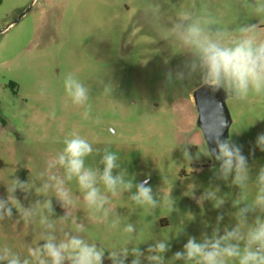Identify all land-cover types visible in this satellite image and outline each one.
Masks as SVG:
<instances>
[{
  "label": "rangeland",
  "instance_id": "rangeland-1",
  "mask_svg": "<svg viewBox=\"0 0 264 264\" xmlns=\"http://www.w3.org/2000/svg\"><path fill=\"white\" fill-rule=\"evenodd\" d=\"M249 0H2L0 5V198H7L13 179L28 182L27 194L15 196L24 207L51 199L57 239L64 232L81 235L105 250L104 264H111L108 252L124 247L146 249L166 241L165 264H184L171 259L182 251L189 236L200 240L235 226L233 199L240 189L214 177L219 162L201 156L188 164L182 155L183 144L192 154L213 148L200 122L195 94L202 87L198 80L166 85L165 73L184 60L178 43L168 37L167 28L182 12L200 15L207 12L219 27L232 30L248 23L264 26ZM159 6V13L155 6ZM18 21V22H16ZM72 73L89 88L91 113L84 119L83 108L67 100L63 80ZM111 91L105 92V86ZM43 92V94H41ZM223 92V90H222ZM221 99L228 114L227 133L243 146L251 166V179L244 189L247 202L254 199L255 176L264 166V152L250 155L256 136L264 132V96L250 93L234 100L223 92ZM97 117L100 123H96ZM73 131L87 139L93 153L85 165L100 168L104 149L116 154L119 169H126V180L139 183L148 179L160 207L152 211L137 205L131 192L112 197L115 214L107 220L94 218L84 204L75 180L66 186L76 199L69 211L75 223H62L65 214L55 193H37L44 180L40 173L47 162L64 147L63 140ZM198 147V148H197ZM96 149H99L97 152ZM194 170H192V169ZM62 174L63 170H57ZM185 175V176H184ZM102 192L104 188L100 185ZM219 189H215V188ZM205 191H216L225 204L216 209L208 200L198 204ZM171 193L173 212L163 203ZM27 196V198H25ZM12 219L0 221V248L8 247L22 258L27 248L41 241L45 229L39 217L24 223L13 205ZM257 213L249 214L253 220ZM119 225L111 228L113 220ZM136 228L131 242L123 229ZM76 224L85 231L76 233ZM133 257L129 256L126 264ZM142 264L148 261L142 257ZM230 264H237L231 261Z\"/></svg>",
  "mask_w": 264,
  "mask_h": 264
},
{
  "label": "clouds",
  "instance_id": "clouds-1",
  "mask_svg": "<svg viewBox=\"0 0 264 264\" xmlns=\"http://www.w3.org/2000/svg\"><path fill=\"white\" fill-rule=\"evenodd\" d=\"M246 6L251 7L255 16H264V0H249ZM155 12L159 13L158 5L155 6ZM167 33V38L178 43L185 58L175 69H169L165 73L166 85L198 80L201 86L207 87L211 92L223 90L227 97L237 101L246 99L250 93L264 96V26L260 23H248L225 30L207 12L200 15L182 12L170 23ZM63 87L71 105L83 108V118L89 119V88L72 73L64 77ZM110 91L111 87L106 85L105 92ZM95 122L101 121L97 117ZM213 143V148L201 150L197 147L195 154L188 147L192 144L186 143L180 147L183 158L189 165L199 161L201 156L219 162L218 168L213 166L214 177L223 181H228L231 177V185L240 189L232 201V206L236 209L235 226L231 230L225 228L223 234H220L219 223L224 217L223 214L217 215V227L213 229L211 236L204 234L200 240L189 236L183 250L176 251L171 259L173 262L183 261L184 264H230L231 261L237 264H264V166L259 168L255 176L257 192L249 203L244 196V189L248 187L252 169L248 157L243 154V146L235 143L231 136L221 138L220 134ZM63 144V149L47 162L45 171L40 173L44 182L36 189L37 193H55L60 206L65 209V214L59 217L62 223H75L69 209L75 207L76 199L66 186L73 180L94 218L107 220L110 215L115 214L110 207L108 194L116 197L124 192H131L133 188L135 192L130 199L137 205H146L152 211L160 207L161 201L154 195L147 178L133 183L132 180L125 179L126 169L114 174L113 170L120 168L116 154L104 149L100 160L103 165L101 170L99 167L85 165L86 158L94 149L76 131L66 136ZM257 148L264 152V132L257 134L250 155H254ZM58 169L63 170L62 174ZM27 185L28 182L15 178L7 186V198H0V221L12 219L13 205L19 213L17 222L22 220L29 223L38 216L39 224L46 230L41 236L44 243L28 247L27 255L23 258L8 247L0 248V264H104L105 250L95 243H89L81 235L64 232L63 238L57 239L55 221L50 219L55 215L51 199L42 202L38 200L29 207L21 204L15 192L19 190L27 194L30 190ZM100 185L104 188L103 192ZM191 196L201 205L204 201H212L216 209L225 204L223 196H218L216 191H205L199 198L192 191ZM163 203L169 207L170 212L175 210L171 193L164 197ZM252 213L257 214L250 221L249 214ZM119 223L117 216L110 227L116 228ZM84 231L83 224H76V233ZM123 231L131 242L135 237V226L129 223ZM169 250L168 242L158 241L148 246L147 255L139 247H124L108 252L107 258L111 264H126L129 256L133 257L130 264H142V257L148 264H165L164 253Z\"/></svg>",
  "mask_w": 264,
  "mask_h": 264
},
{
  "label": "water",
  "instance_id": "water-1",
  "mask_svg": "<svg viewBox=\"0 0 264 264\" xmlns=\"http://www.w3.org/2000/svg\"><path fill=\"white\" fill-rule=\"evenodd\" d=\"M222 94V90L213 93L203 86L195 94L200 122L212 147H215L213 141L217 135L220 134L221 138H224L227 133L228 114L221 99Z\"/></svg>",
  "mask_w": 264,
  "mask_h": 264
},
{
  "label": "trees",
  "instance_id": "trees-1",
  "mask_svg": "<svg viewBox=\"0 0 264 264\" xmlns=\"http://www.w3.org/2000/svg\"><path fill=\"white\" fill-rule=\"evenodd\" d=\"M2 4V0H0V5Z\"/></svg>",
  "mask_w": 264,
  "mask_h": 264
},
{
  "label": "flooded vegetation",
  "instance_id": "flooded-vegetation-1",
  "mask_svg": "<svg viewBox=\"0 0 264 264\" xmlns=\"http://www.w3.org/2000/svg\"><path fill=\"white\" fill-rule=\"evenodd\" d=\"M212 146V145H211ZM185 176V175H184Z\"/></svg>",
  "mask_w": 264,
  "mask_h": 264
}]
</instances>
